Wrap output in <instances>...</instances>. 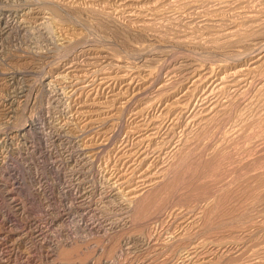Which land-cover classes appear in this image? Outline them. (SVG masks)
Segmentation results:
<instances>
[{
  "label": "rangeland",
  "instance_id": "1",
  "mask_svg": "<svg viewBox=\"0 0 264 264\" xmlns=\"http://www.w3.org/2000/svg\"><path fill=\"white\" fill-rule=\"evenodd\" d=\"M24 1L25 0H0V6H3L0 8V10L6 7L8 4L9 7H12L14 5V7L16 8L18 6H23L24 8H26L25 12L27 11L28 13L26 21H28L29 24L27 23V25L30 28H28L29 32L25 35L13 34L9 37H5L6 39L4 38V42L0 47V116H2V119L0 117V131L2 132H0L2 136L0 137V168H3L2 171H5L6 169H8L9 171H15V176L18 179L20 178L19 180L21 182L23 181L22 185L24 188V192H27L25 196L29 199H32L34 201L33 204L35 203L34 207L40 210H43L44 208L46 209L47 205H52L54 207L56 206V209H62V206L64 207L65 204L68 205L69 202L70 204L73 203L74 205V200L76 202L75 196L78 195L77 187H79L81 189L80 191L82 192H84V190L88 192V199L91 200L87 199L89 202L86 201L87 205H82V207L80 208L81 210H79L78 214H73L74 216L72 215L71 218L67 217V219L63 217L60 218L58 224L59 226L57 225L56 227L58 228L56 230L59 233L56 231V234L54 233L57 243L60 246L59 249L61 248L63 251L66 249L67 251H72V256L74 257L73 261L77 260V262L80 260V262H88L92 260L96 261L97 259L99 260L98 262L104 260L107 261V259L110 262V259L114 260L115 258V260H112L111 262H114L116 264H176L175 261H177L176 259L178 251L174 249L176 246H172L173 239L171 238V235H173L172 237H174L175 234V236L179 234L181 235L187 230L188 234L190 232V234L194 233L196 236L194 237L195 240H193V242H188L191 243L190 247L189 244L184 245L186 246V248L192 249L199 243H203L205 245L198 250L201 252H197L198 254L196 253L191 256L192 258L190 259L191 262H189V264H212L205 263L204 260L207 259H209V261H211L212 259L213 261H215V263L219 262L220 264L224 263V259L227 264H264V180H262L263 178L257 177L255 179H250L249 181L242 182V180L245 179L248 171L254 172L259 169L260 161L258 162V158L256 159V157H258V154H264V59H262L264 58V0H199L201 3L198 2V0H57L59 2L61 1L64 6H69L70 4H72L71 6H73L74 4L78 5L77 7L81 8V13L85 11L84 13H82V16H78L74 13H65L61 18L66 19L64 21L65 23H56V21L53 22L52 20L48 21L47 18H52V16L49 15L51 14V12L48 9H43L44 7H40L42 5L41 2H37L36 0L35 2L34 0H28L31 2H28L27 0L25 2ZM32 1L34 2V4H31L33 3ZM76 5L74 7H76ZM39 7L43 10H41ZM85 8H88V11H94L95 15L97 14L96 16L100 17L97 18L92 13V11L88 12ZM202 21H204L203 24H201ZM205 24L208 26H206ZM44 25L46 26L47 31L45 30ZM211 25L212 27L210 28ZM116 26L117 28H115ZM231 32L233 33L230 34ZM226 35H229L230 38H225ZM70 39L78 40L76 41V45H74L76 47L74 48L73 52L71 50V53L75 55L72 58H75L74 62L78 65V71L76 69L67 70L66 68L62 69V67H60L59 71L56 70V73L52 72L54 71V66H56L58 63V57L53 60L54 62L52 60L49 61L50 63L42 60L43 58H41V60L39 61L40 57H38V55H43L48 51L50 53V51L55 50V48H60L63 50V46L66 44V42L68 43ZM218 40H220V43ZM219 46L222 47L220 48ZM81 49H88L90 51L85 54H80ZM254 51H257L258 55L255 57V59H252L251 56ZM39 52L42 53L40 54ZM97 53L98 55L101 54V57L102 55L104 56L105 53H107L106 55H108L110 59H97L98 61L94 63L97 67L93 65L94 69L92 67H84L87 62H91L89 56L92 58L93 56H95L97 58ZM243 56L247 57L245 58ZM19 57L22 59H19ZM28 57L29 59H27ZM85 57L90 60L87 61L88 59H86ZM139 57L143 61L142 64L144 63V68L135 65V63L133 62L136 61V59ZM186 57L196 58L202 61L204 64L206 63V66L204 65L205 70L203 71L204 73L202 72V77H205L204 75H207L208 78L210 77L209 79L207 78V76L206 78H203L206 79L207 84L210 83V81L208 80L214 79V76L216 74L219 75L226 69H228V72H234L237 69L244 68L249 70L250 68L256 66H259L257 68L258 71L256 70L255 72H253V74L250 73V76L256 79H253V81H257V79H259L260 82L258 81L259 84L257 83V85L254 86V88H256L255 90L254 88L250 89L251 92H249L248 100L244 103H248L249 101L251 102L246 104V106L245 104H243V102L240 104V102H235L231 99L233 101V105L230 106L231 108L229 107V114L231 115V117L228 120H226V118L224 119V117L221 115L216 119L217 122L215 121L214 124L208 127V133H203L204 135L200 132V130H198V128L193 127L192 134L189 138L192 140L191 143L193 145H190V147L185 149L179 156L178 161L181 160L183 156L182 159L186 158L188 162L189 160H191L190 163L192 164L194 162V165H201L204 163L210 164V162L212 161L215 162L220 160H222V162L220 161L221 163H224L225 161L226 164H223V167L221 166L222 169L225 170H220V172L223 174H220L221 176L218 174V180H220L219 178H221V180H216V182L212 181L210 182L211 185L207 187L212 188V185L214 183L216 184L219 182L220 184H216L213 187L212 191L214 192V194L217 193L216 190L222 193L218 192L219 194L216 196L212 195V192L210 196L211 198L205 196V198H201V200L197 197L196 199L194 197L191 198V196H193L189 194V192L193 191L191 190V184L195 183H188V181L183 182V185L180 186L181 190L183 189V191L172 194L173 196L169 197V200L171 202H169L168 200L166 203L167 205L163 208V210L166 209L165 211H168L169 209H178L179 213H183L185 211L182 214L184 216L180 214L177 217L178 220L174 219L172 222H168L167 225L165 223L164 225L162 224V227H158V234L162 232L159 234V241H156L157 243H151V247L145 246L144 242H148L149 239L146 240L148 237L146 236L145 230H143L144 228H141L140 226H137V228H135V224H133L132 227L110 230V226L109 224H107L111 221L114 224L119 225L124 223V221H121V217L123 215L120 213V208L122 209V207L126 205V198L132 197V191L133 189H135L134 187L129 188V186H124L122 184L124 180L118 181V184L116 180V175H118L119 173L124 174L125 172H127V174L125 173L124 176H131L130 169L134 168V166H132L133 163L129 165V163L127 162L128 160L125 158V150L122 146L123 143H126L127 140V143L131 145V143L134 144L137 141V136L134 137L133 134L127 133L130 131L129 128L128 130L123 129L122 127V130L121 126H126L128 124L129 126L131 125V128H133L136 126V122H139L137 123V126H139L140 124H142L145 118H147L148 114V117H150L146 119L147 121L150 119H154L155 117L153 118L150 112H147L149 106L153 105V103L154 105H156L160 101L162 103L163 100L166 101L169 96L171 97L173 93H177L180 89H182L183 85L185 87L186 84H184L185 79L183 74L175 77L174 81L171 79V83H175H172L171 85V83L169 82L166 87L162 88L163 90L160 88L161 91H159V87L157 89H153L152 87L149 88L147 87V85L145 86V83L148 84V82H150L149 80H155L154 77H157V79L162 77V80H166V74L163 72L164 70H162L163 67L169 64H174L177 66L180 65L179 63L183 64L184 58ZM35 59H37L38 61H36ZM161 59L163 60V62ZM154 60L157 63H155ZM148 61L152 64H150ZM159 61L162 62L161 68ZM229 61H231L232 63ZM256 61H258V63L253 66V63ZM92 62H94V60H92ZM223 62L225 63L222 64ZM81 63L83 65H81ZM145 63L149 64L146 65ZM226 63H230L231 66L229 67V64L227 65ZM218 65H221V68L220 66L217 68L216 66ZM135 66L137 67V69L135 68L137 71L133 70L136 73L135 76L137 78H140L138 76H142L143 80L138 79L142 81L140 86H138L141 89L139 90L137 88L134 93L132 90H128L124 84L115 83L117 87H112L113 89L109 88V85H100L101 82L99 78L95 77L94 75V71H96V69H104V72L107 71V73H113V76H120L124 74L125 71H131V69ZM145 66H148L149 68H145ZM151 68H156L154 72L156 71L157 74L160 73L162 75L159 77L160 74H154L156 76L152 75V77H154L148 79V74L150 73ZM138 69L140 70L138 71ZM142 69H144L145 71ZM206 71L210 72L208 73ZM209 74H213V76ZM83 75L87 78H85ZM12 77H14V80H12ZM81 77L83 79L89 78V80L91 79L90 81H95L96 84H99L97 87L98 91L95 92V94L93 92H91L92 94H90L89 96L88 94H83L81 95V97L79 96V99L78 96L76 97L74 95L75 93L73 89L74 82L76 83L77 78L79 81L82 80ZM46 78H48L47 81L51 82V85L44 84L43 81ZM144 78L145 80L147 78V80L145 81ZM178 82L180 83L181 87L179 86ZM175 84L178 85L176 86ZM169 85L170 88H168ZM21 88L25 89L27 96L18 99L16 98L17 102H15L14 108H17V112L15 109V112L12 113V118L11 116L7 117L6 113L9 110V105H7V102L11 97H14L17 94L16 92H19ZM99 88H101V90ZM166 88H168V90L170 91L169 95ZM164 89L167 90V93ZM131 92L134 95L136 92H138L136 93L137 96L132 98L133 95H131ZM159 96L162 97H160L162 100L158 98ZM225 96H227L228 98H233L235 95L233 94V92L232 94H230V92L228 91ZM34 98L36 100H34ZM129 99L130 104L133 101L131 105H127L125 103ZM26 100H29V102L26 103ZM226 100L227 99H225V101ZM222 101H224V99ZM236 103H238L237 106ZM142 108L145 109L143 110ZM133 110L136 113L145 111L144 114L142 113L143 116L139 121L135 119L136 113ZM117 111L124 112L123 118L117 119L116 117L114 118V120L116 119V125H113L111 123L113 127L111 124H109L104 126L105 129L99 130L101 128V123H109V121L112 122L108 119H111L112 115H115ZM97 119L103 120L97 121ZM94 120L97 123L100 122V124L95 123ZM27 121L32 122L34 128L30 129V131H28L24 137H15L14 134V137L13 135L10 136L11 138L13 137V139L9 140L10 138L7 139L6 134H3L11 130L20 129L21 126H23V124ZM88 121H92V127L89 126V128H94L96 124L100 125L98 134L96 132V135L94 136L95 142H93L94 140L91 139L92 136H89V134L87 133L88 126L86 125V123ZM106 130L108 132L105 134ZM54 133H61V136H63L61 137V141H52L51 136ZM126 133L129 135H126ZM132 135L133 137H131ZM100 136L103 137L101 138ZM130 137L132 139H130ZM162 138H159V140L155 141L154 144L156 145L157 143L156 148L159 147V149H163L164 154H161L163 156H160V160L157 161V156H155V158L151 157V160L147 161L144 166L139 168L136 176L134 177L132 175V178L139 177L143 174L142 172L146 171H149V175L150 173L151 175H153V173L155 174L163 169L164 165H169L170 167V165L172 164L171 166H173L174 161H176V157L173 156L169 159L168 157H166L168 156V154L165 153L170 151L167 150L168 143L166 142V140L168 139L164 137ZM89 139H91V142ZM162 140H165L164 142L167 144L163 143ZM158 141L160 144L158 143ZM54 143L56 145L53 146ZM161 143L164 144L163 148H161L163 146ZM95 144L97 146L98 144H100V146H98V148H93L92 145ZM67 148L69 151L67 150ZM74 151H76V154L78 152L79 153L77 155L73 154L75 153ZM66 152H69V156L71 155V158ZM80 152H82V154H80ZM59 153H62V155ZM219 153H222V155ZM189 154L192 155L190 156ZM68 157L70 159H67ZM163 157L165 159H162ZM187 160L185 162H187ZM163 162L167 163L164 164ZM148 165L149 167H147ZM162 165L163 167H161ZM185 165H187V163ZM175 166H177V164ZM255 166L258 167L256 168ZM77 167L79 170L77 169ZM71 169L75 170V172L80 173V171H82L81 173H85V177H83V179H87H84L83 181H86H76L72 177L71 172L73 170ZM142 169H144L145 171ZM174 171L176 172V174L182 173L180 169H176L173 167L172 172L175 173ZM241 175H244L243 178ZM223 177L225 178L224 180ZM229 178L233 179L231 180ZM234 179L235 181H240L230 184V180L232 182L234 181ZM87 181H89V183ZM187 183L188 186H186ZM224 183H229L227 185L228 187L225 186ZM193 186L195 187V185ZM186 187H189V189L187 190ZM90 189L91 191L93 190L92 193H90L91 191H88ZM116 192L119 193L113 194ZM186 192L188 193V195ZM203 193L204 191L201 194ZM184 195L187 196L185 197ZM215 197L217 198V200L220 198V202H218L219 205L218 203H216L217 205L214 204V206H216L212 207V209L214 208L213 210L210 209L207 214L202 213V206H206L207 203L213 200ZM173 203L174 206L172 205ZM83 206L85 209L83 208ZM200 206L201 208L199 209L198 207ZM57 210L59 211V209ZM194 210H196V212ZM190 211H194V213H191ZM210 212L212 213L210 214ZM185 213H189L187 214L189 218H187ZM207 215L209 216V218ZM206 216L207 219H205ZM152 218L153 219L150 222H152L154 225L157 220L155 217ZM207 220L209 222H207ZM85 222L88 223V230L82 229ZM203 222L204 224H202ZM213 226L215 227V229ZM210 227L212 229H210ZM165 230H167L166 233ZM211 230H215V232ZM87 231H89L90 233H88ZM129 237L130 239L128 240ZM223 240L225 241V243H234V247L232 249L233 252H231V254L226 258H220L219 260L214 259V252L210 247H212L213 245H217L218 242L221 243V241L223 242L221 244H224ZM120 241L130 242L133 246L131 244L129 246H132L133 249L132 247H130L131 249H129L128 246H126V248L128 247L127 249L129 250H127L125 247L121 248V244L123 243H121ZM220 243L218 245H220ZM169 246L170 248H167ZM90 247L92 248L90 249ZM124 248L125 250H122ZM75 249L80 251V253H77V250ZM242 250H245L244 255H242ZM63 251L60 252L63 253ZM208 254L213 256L209 257ZM236 254H239V257H237ZM86 256L88 257V259ZM231 257L237 258H234V260L230 259Z\"/></svg>",
  "mask_w": 264,
  "mask_h": 264
},
{
  "label": "bare ground",
  "instance_id": "2",
  "mask_svg": "<svg viewBox=\"0 0 264 264\" xmlns=\"http://www.w3.org/2000/svg\"><path fill=\"white\" fill-rule=\"evenodd\" d=\"M26 1V0H25ZM24 1V2H25ZM28 1V0H27ZM37 2H41V6L40 7H44L43 9H48L51 14H49L50 16H52V18H47L48 21L52 20L53 22L56 21V23L58 22H64L66 19H61L65 13H74L78 16H82V12L81 13V8L80 7H77L78 5L74 4L73 6H71L72 4H70L69 6H64L61 1H57V0H36ZM173 1V0H172ZM194 1V0H193ZM28 2H31V1H28ZM33 2V1H32ZM35 2V0H34ZM31 3V4H34ZM66 2V1H65ZM75 2V1H74ZM198 2H200L198 0ZM8 3V2H7ZM6 3V4H7ZM68 3V2H67ZM201 3V2H200ZM14 4V3H13ZM37 4V3H36ZM195 4V3H194ZM9 5V4H8ZM7 5V6H8ZM19 5V4H18ZM23 5V4H22ZM67 5V4H66ZM76 5V7H74ZM82 5V4H81ZM91 5V4H90ZM4 7L3 9L0 10V47L2 46L3 42H4V38L5 37H9L13 34H17V35H22V34H27L29 31V26L27 25L28 21H26V18H27V11L25 12V9L23 6H18L17 8L14 7V5L12 7ZM16 6V5H15ZM27 6V5H26ZM39 6V5H38ZM207 6V5H206ZM3 7L2 5L0 6V8ZM30 7V6H29ZM37 7V6H36ZM39 7V8H40ZM83 7V6H82ZM41 9V8H40ZM41 9V10H43ZM83 9V8H82ZM86 9V8H85ZM88 9V8H87ZM86 9V10H87ZM91 9V8H89ZM93 9V8H92ZM184 9V8H183ZM215 9V8H214ZM33 10V9H32ZM88 11V10H87ZM92 11V10H90ZM88 11V12H90ZM210 11V10H209ZM86 12V13H88ZM96 12V10H95ZM92 13L95 15L94 11H92ZM104 13V12H103ZM92 14V15H93ZM48 15V14H47ZM97 15V14H96ZM95 15V16H96ZM98 15H101V14H98ZM222 15V14H221ZM97 18H99L100 16H96ZM144 17V16H143ZM194 17V16H193ZM88 18V16H87ZM104 18V17H102ZM101 18V20H102ZM69 19V18H68ZM76 19V18H75ZM96 19V18H95ZM71 20V19H70ZM206 20V19H205ZM76 21V20H75ZM90 21V20H89ZM105 21V20H104ZM67 22V21H66ZM69 22V21H68ZM94 22V21H93ZM201 22V21H200ZM43 23V22H42ZM50 23V22H49ZM65 23V22H64ZM82 23V22H81ZM204 21H202L201 24H203ZM29 24V23H28ZM48 24V23H47ZM73 24V23H72ZM98 24V23H97ZM42 25V24H41ZM79 25V24H78ZM77 25V26H78ZM99 25V24H98ZM115 25V24H114ZM147 25V24H146ZM200 25V24H199ZM206 25V24H205ZM80 26V25H79ZM82 26V24H81ZM87 26V25H86ZM106 26V25H105ZM134 26V25H133ZM145 26V25H144ZM208 26V25H206ZM214 26V25H213ZM216 26V25H215ZM90 27V26H89ZM203 27V25H202ZM212 27V25L210 26V28ZM219 27V26H218ZM29 28V29H28ZM44 28L46 30V26L44 25ZM47 28H48V25H47ZM52 28V27H51ZM117 28V26L115 27ZM137 28V27H136ZM209 29V28H208ZM215 29V28H214ZM87 30V29H86ZM92 30V29H91ZM134 30V29H133ZM143 30V29H142ZM147 30V29H146ZM47 31V30H46ZM89 31V30H88ZM144 31V30H143ZM214 31V30H213ZM91 32V31H90ZM117 33V32H116ZM124 33V32H122ZM233 32H231L230 34H232ZM264 33V32H263ZM125 35V34H123ZM258 35V34H257ZM73 36V35H72ZM121 36V35H120ZM90 37V36H89ZM129 37V36H128ZM201 37V36H200ZM223 37H224V34H223ZM226 37H229L230 36L226 35ZM237 37V36H236ZM79 38V37H78ZM205 38V37H204ZM232 38V37H231ZM6 39V38H5ZM81 39V38H80ZM123 39V38H122ZM153 39V38H151ZM71 40V42H70ZM68 41V43L66 42V44L61 47L63 48L60 49V48H55V50L53 51H49L46 53H44L43 55H38V57H40L39 61L41 60V58H43L42 60H44L45 62L47 63H50L49 61H53L55 58H57V65L54 66L55 68L53 69L54 71L52 72H55L56 73V70L59 71V68L62 67L63 68H66L67 70H73V69H76L78 71V65L75 64L74 62V59L72 57H74L75 55H73L71 53V50L73 52L74 48L76 46V41H78L77 39H70ZM127 40V39H126ZM222 40V39H221ZM190 41V40H189ZM217 41V40H216ZM219 43H220V40H218ZM232 41V40H231ZM80 42V41H79ZM130 42V41H129ZM182 42V41H181ZM214 42V41H213ZM225 42V41H224ZM198 43V42H197ZM218 43V42H217ZM196 44V43H195ZM193 45V44H192ZM203 45V44H202ZM88 46V45H87ZM107 46V45H106ZM231 46V45H229ZM79 47V46H78ZM205 47V46H204ZM218 47V46H217ZM220 47V46H219ZM222 47V46H221ZM220 47V48H221ZM107 48V47H106ZM198 48V47H197ZM226 48V47H225ZM77 49V48H76ZM228 49V48H227ZM149 50V49H148ZM255 50V49H254ZM259 50V49H258ZM88 49H81L80 50V54H85L87 53ZM94 51V50H93ZM253 51V50H251ZM260 51V50H259ZM98 52V51H97ZM104 52V51H102ZM109 52V51H108ZM223 52V51H221ZM40 54L42 52H39ZM75 53V52H74ZM114 53V51H113ZM252 53V52H251ZM255 53V54H254ZM26 54V53H25ZM59 54V55H58ZM79 54V55H80ZM107 53H105V55L101 57V54L98 55L97 53V58L95 56L90 57L89 58L91 59H88L87 61H91V62H87L84 67H94L93 65H95L94 63L98 60H103L104 59H110L108 55H106ZM109 54V53H108ZM239 54V53H238ZM91 55V54H90ZM112 55V54H110ZM223 55V54H222ZM257 51L253 52L252 54V59H255V57L257 56ZM34 56V55H33ZM36 56V55H35ZM122 56V55H121ZM150 56V54H149ZM160 56V55H159ZM225 56V55H224ZM241 56V55H240ZM248 56V55H247ZM247 56H243V57H247ZM17 57V56H16ZM79 57V56H77ZM84 57V56H83ZM88 57V56H87ZM152 57V56H151ZM162 57V56H161ZM185 57V56H184ZM250 57V56H249ZM18 58V57H17ZM35 58V57H33ZM81 58V57H80ZM112 58V57H111ZM183 58V57H182ZM19 59H22L19 57ZM29 59V57L27 58ZM98 59V60H97ZM237 59V58H236ZM264 59V58H262ZM34 60V59H33ZM36 61H38L37 59H35ZM59 60V61H58ZM92 60H94V62H92ZM162 60V59H161ZM169 60V59H168ZM172 60V59H171ZM223 60V59H222ZM228 60V59H227ZM240 60V59H239ZM250 60V59H249ZM78 61V60H77ZM85 61V60H84ZM146 61V60H145ZM166 61V60H165ZM183 61V60H182ZM180 61V62H182ZM224 61V60H223ZM233 61V60H232ZM259 61V60H258ZM258 61L254 62L253 63V66H255V64L258 63ZM44 62V64H45ZM54 62V61H53ZM119 62V61H118ZM126 62V61H125ZM135 63V65H138L139 67H143V64H142V59L137 58L136 61H133ZM132 62V63H133ZM149 62V61H148ZM155 63H157L155 60H154ZM160 62V68H161V61ZM202 61L196 59V58H192V57H186L184 58V61H183V64L179 63L180 65H172V64H169L165 67H163L162 70H164L163 72L166 74L165 78H167L166 80H162L161 78L157 79V77H154L156 75L154 74H157L156 71L154 72V70L156 68H151L150 69V73L148 74V79H150L152 77V75H154L153 77L155 78L151 80H149L150 82H148V84L145 83V86L147 85V87L149 88H153V89H157L159 87V89L161 88H164L166 87L169 82L171 83V79L174 81V78L175 77H178L180 75H184V79H185V87L183 85V88L180 89L177 93H173V95L168 99H166V101H161L159 103H157L156 105H151L149 106V108L147 109V112L153 116L154 119H150V120H146L148 117L147 115V118H145V120L142 122V124H140L139 126H137V123L139 122H136V126L131 128L128 124L125 126V125H122L121 126V129L123 127V129H130L129 134H133L134 137L137 136V141L132 144L131 141V145H129L127 143V140H126V143L124 142L123 143V149L125 150V158L128 160L127 162L129 163V165L131 163L132 166H134V168L130 169V172L131 173V176H124V174L127 172H125L124 174H121L119 173L118 175H116V180H117V184H118V181L120 180H124L122 182V184L124 186H129V188L131 187H134L135 189H133V195L132 197H127V202H126V205H124V207H122V209L120 208L121 210V214L123 215L121 217V221H124L123 224H114L112 221L107 223L109 224L110 226V230H114V229H117V228H121V229H124V228H128V227H132L133 224H135V228H137V226L141 227V228H144L143 230H145L146 232V236L148 237L146 240H148V242H144L145 246H150L151 243L153 242H158L159 240V234L162 233L160 232L158 234L157 231H159L158 227H162V224L164 225L168 222H172L174 219H177V217L183 213H179L178 209H169L168 211H165L163 210V208L167 205V201L169 200V197L170 196H173L172 194L174 193H177L179 191H183V189L181 190V187L183 185V182L185 181H188V183H195V184H191L192 185V188L191 192H189V194L193 195H189L192 197H194L196 199V197L198 199L201 200V198H205L206 197H210L211 194H212V189L213 187L218 184V183H212L213 187L212 188H207L210 184V182L212 181H215L218 180V174H223L220 172V170L222 169L223 167V164H226L225 161L224 163H221L222 160L220 161H212L210 162V164L208 163H204V164H201V165H194V162L191 164L189 160L185 158V159H182L178 161L179 159V156L180 154H182V152L189 148L190 145H193L191 143V139L190 136L192 134V129L193 127H196L198 128V130H200V132L203 134V133H208V127L212 124L215 123L216 119L218 117H220L221 115L224 117V119L226 118V120H228L231 115L229 114V107L233 105V101L234 100L235 102H240V104L243 102V104H248L250 103L251 101H249L248 103H244L245 101L248 100V96H249V92H251L250 89L254 88V86L257 85L259 79H257V81H253L254 78H252V76H250L251 74H253V72H255L257 70V68L259 66H256V67H253V68H250L249 70L247 69H237L235 70L234 72H228V69H226L225 71H222L219 75H215L214 79H211V80H208L210 81L209 84L206 83V79H203V78H206L207 75H204L205 77H202V72L205 70V67L203 62V64L201 63ZM226 62V61H225ZM225 62H223L222 64H224ZM228 62V61H227ZM231 62V61H229ZM260 62V61H259ZM263 62V61H262ZM41 63V62H40ZM80 63V61H79ZM84 63V62H83ZM103 63V62H102ZM150 63V62H149ZM148 63V64H149ZM170 63V62H169ZM232 63V62H231ZM24 64V63H23ZM97 64V63H96ZM101 64V63H100ZM146 64V63H145ZM146 64V65H148ZM152 64V63H150ZM168 64V63H167ZM217 64V63H216ZM221 64V63H220ZM229 67L231 66L230 63H226ZM81 65H83L81 63ZM98 65V64H97ZM117 65V64H116ZM119 65V64H118ZM35 66V65H34ZM96 66V65H95ZM99 66V65H98ZM151 66V65H150ZM177 66V67H176ZM206 66V65H205ZM208 66V65H207ZM220 66L221 68V65H218L216 66L217 68ZM226 66V65H225ZM97 67V66H96ZM105 67V66H104ZM121 67H124V66H121ZM148 66H145V68H147ZM155 67V66H154ZM90 68V69H92ZM106 68V67H105ZM128 68V67H127ZM137 67H133L131 69V71L127 72L125 71L124 74L120 75V76H113L112 74L110 73H107L104 72L105 70L104 69H101V70H97L96 68V71H94V75L95 77L99 78L100 80V85L103 84V85H109L108 87L109 88H114L116 85L115 83H118V84H124L125 87L128 89V90H132L133 93L136 91V89L138 88L139 90L141 89L140 87V84L142 83V81H140L142 79V76H138L140 78H137L135 75L136 73L134 72ZM144 68V67H143ZM149 68V67H148ZM158 68V67H157ZM215 68V67H214ZM226 68V67H224ZM232 68V67H231ZM34 69V68H33ZM94 69V68H93ZM209 69V68H208ZM207 69V70H208ZM216 69V68H215ZM230 69V68H229ZM235 69V68H233ZM81 70V69H80ZM85 70V69H84ZM117 70V69H116ZM126 70V69H125ZM130 70V69H129ZM134 70V71H133ZM140 69H138L139 71ZM144 70V69H142ZM210 70H211V67H210ZM64 71V70H63ZM87 71V70H86ZM121 71V70H120ZM137 71V70H136ZM145 71V70H144ZM258 71V70H257ZM75 72V70H74ZM80 72V71H79ZM141 72V71H140ZM206 72H210V71H206ZM212 72V71H211ZM217 72V71H216ZM60 73V72H59ZM67 73V72H66ZM88 73V72H87ZM143 73V72H142ZM204 73V72H203ZM213 73V72H212ZM251 73V74H250ZM61 74V73H60ZM91 74H92V71H91ZM160 73H158L157 75H159ZM6 75V74H5ZM88 75V74H87ZM162 74L159 75V77L161 76ZM211 75V74H209ZM84 76V75H83ZM145 76V75H144ZM213 76V74L211 75ZM44 77V76H43ZM85 78H87L86 76H84ZM92 77V76H91ZM152 77V78H153ZM8 78V77H7ZM82 78V77H81ZM84 78V79H85ZM208 78V76H207ZM210 78V77H209ZM208 78V79H209ZM17 79V78H16ZM76 79V78H75ZM82 78V80H78L77 78V81L76 83L74 82V95L77 97H81V95L83 94H88V96L90 94H92L91 92H93L95 94V92L98 91V84H96L95 81H90L89 78L88 79H85L84 80ZM94 79V78H93ZM92 79V80H93ZM140 79V80H138ZM157 79V80H156ZM261 79V78H260ZM263 79V78H262ZM10 80V79H9ZM12 80H14V77H12ZM48 78H46L43 82L44 84L46 85H49L51 82L50 81H47ZM143 80V79H142ZM145 80V78H144ZM147 80V78H146ZM145 80V81H146ZM256 80V79H254ZM8 81V80H7ZM144 81V82H145ZM184 81V80H183ZM71 82V81H70ZM177 82V81H176ZM181 82V81H180ZM255 82V83H254ZM260 82V81H259ZM173 83V82H172ZM171 83V85H172ZM175 83V82H174ZM173 83V84H174ZM179 83V82H178ZM71 84V83H70ZM259 84V83H258ZM13 85V84H12ZM51 85V84H50ZM114 85V86H113ZM144 85V84H143ZM176 85V84H175ZM178 85V84H177ZM176 85V86H177ZM1 86V85H0ZM123 86V85H122ZM179 86H180V83H179ZM72 87V86H71ZM106 87V86H104ZM117 87V86H116ZM172 87V86H171ZM175 87V86H174ZM181 87V86H180ZM264 87V86H263ZM33 88V87H32ZM73 88V87H72ZM97 88V89H96ZM112 88V89H113ZM170 88V85L169 87ZM168 88H166L168 90ZM101 90V88H99ZM105 89V88H104ZM108 89V88H107ZM158 89V90H159ZM161 89L159 91H161ZM172 89V88H171ZM175 89V88H174ZM256 88H254L255 90ZM99 90V92H100ZM163 90V89H162ZM165 90V89H164ZM165 90V92L167 91ZM178 90V88H177ZM253 90V91H254ZM105 91V90H104ZM114 91V90H113ZM142 91V90H141ZM230 92V94H233L235 95L233 98H228L226 95L227 92ZM130 92V91H129ZM146 92V91H145ZM170 91L168 90V95L170 94L169 93ZM175 92V90H174ZM17 94L14 96V97H11L8 102H7V105H9V110L8 112L6 113V116L7 117H10L12 118V113L15 112V109H16V112H17V108H14V105H15V102L16 101V98H23V97H26L27 94H26V91L25 89H22L19 91V92H16ZM103 93V92H102ZM138 93V92H136ZM135 93L132 94L131 92V95H133L132 98L136 97L137 94ZM164 93V91H163ZM167 93V92H166ZM172 93V92H171ZM30 94V93H29ZM28 94V95H29ZM99 94V93H98ZM229 94V93H228ZM227 94V95H228ZM256 94V93H255ZM57 95V94H56ZM116 95V94H115ZM122 95V94H121ZM159 95V94H158ZM161 95V93H160ZM163 95V94H162ZM166 95V94H165ZM164 95V96H165ZM96 96V95H95ZM99 96V95H98ZM73 97V95H72ZM79 97V99H80ZM122 97V96H121ZM161 96H159L158 98H160ZM223 97V98H222ZM231 97V96H229ZM251 97V96H250ZM249 97V98H250ZM95 98V97H94ZM131 98V99H132ZM162 98V97H161ZM160 98V99H161ZM27 99V98H25ZM29 99V97H28ZM31 99V98H30ZM53 99V98H52ZM78 99V98H77ZM159 99V100H160ZM164 99V98H163ZM224 99V101H222ZM225 99H227L225 101ZM229 99V100H228ZM232 99V100H231ZM34 100H36L34 98ZM162 100V99H161ZM53 101V100H51ZM110 101V100H109ZM155 101V100H154ZM26 103L29 102V100L25 101ZM80 102V101H79ZM54 103V102H53ZM104 103V102H103ZM127 105L130 104V99L127 100L125 102ZM133 103V101H132ZM131 103V104H132ZM30 104V103H29ZM130 104V105H131ZM238 103H236V106H237ZM239 104V105H240ZM1 105V104H0ZM28 105V104H27ZM26 105V106H27ZM86 105V103H85ZM95 105V104H94ZM32 106V105H31ZM126 106V105H124ZM244 106V107H245ZM1 107V106H0ZM147 108V107H145ZM144 108V109H145ZM231 108V107H230ZM235 108V107H234ZM19 109V108H18ZM143 109V108H142ZM143 109V110H144ZM112 110V109H111ZM141 110V108H140ZM150 110V111H149ZM104 111V110H103ZM134 111V110H133ZM139 111V110H138ZM102 112V111H101ZM135 112V111H134ZM133 112V113H134ZM145 112V111H144ZM144 112L140 111V112H135V119H137V121H139L141 119V117L143 116L142 113L144 114ZM153 112V114H152ZM80 113V112H79ZM85 113V112H84ZM131 113V112H130ZM89 114V113H88ZM133 114V116H134ZM5 115V114H4ZM123 115H124V112L122 111H117V113L115 115H112L111 119L109 118H106L108 120H111L112 122L109 121L108 122H103L101 123V128L99 129V126L100 125H97L98 123L100 124V122H94L97 123L94 128H89V126H91L92 124V121H88L86 123V125L88 126V134L89 136H92L91 139L94 140L93 142H95V138L94 136L96 135V132L98 134V129L99 130H102V129H105V125H109V124H113V125H116L115 123V120L114 118L117 117V119L119 118H123ZM156 115V116H155ZM17 116V115H16ZM131 116V115H130ZM1 119H2V116H0ZM4 117V116H3ZM132 117V116H131ZM146 117V116H145ZM234 117V116H233ZM152 118V117H151ZM134 119V120H135ZM144 119V118H143ZM99 119H97L98 121ZM103 119H100L99 121H101ZM114 120V121H113ZM231 120V119H230ZM107 121V120H105ZM93 122V124H94ZM141 122V121H140ZM217 122V121H216ZM225 122V121H224ZM127 123V122H126ZM144 123V124H143ZM111 124V125H112ZM224 124V123H223ZM85 125V126H86ZM110 125V126H111ZM112 125V127H113ZM135 125V123H134ZM222 125V124H221ZM2 126V125H1ZM215 126V125H214ZM226 126V125H225ZM92 127V126H91ZM224 127V126H223ZM6 128V127H5ZM33 123L32 122H25L23 124V126H21L20 129L18 130H11L9 132H6V133H3L4 135L6 134L7 136V139L11 140L13 139L14 137V134H15V137H24L26 135V133L28 131H30V129H33ZM111 128V127H110ZM122 129V130H123ZM128 129V130H129ZM219 129V128H218ZM4 130V128H3ZM2 130V131H3ZM8 130V129H7ZM228 130V129H227ZM112 131H113V128H112ZM1 132V131H0ZM5 132V131H4ZM108 131L106 130L105 131V134L107 133ZM121 132V131H120ZM2 133V132H1ZM1 133H0V137L1 136ZM103 133V132H102ZM126 135H129L127 134ZM222 133V132H221ZM65 134V133H64ZM225 134V133H224ZM13 135V137L11 138L10 136ZM63 135V134H62ZM109 135V134H108ZM133 135L131 137H133ZM204 135V134H203ZM206 135V134H205ZM238 135V134H237ZM261 135V134H260ZM106 136V135H105ZM199 136V135H198ZM50 137V136H49ZM52 141L54 142H59L61 141V133H54L52 136ZM99 137V136H98ZM101 137V136H100ZM103 137V136H102ZM101 137V138H102ZM130 137V139H132ZM166 138L168 140H166V142L168 143V149L167 150H170L168 151L167 153L165 154H168V159L170 157H173L175 156L176 157V161H174L173 163V166L170 165H167L163 167V165L161 167H163V169H161L159 172L157 173H153V175H149V171H146V172H142L143 174L139 177H136V178H132V175L135 177L136 176V173L138 171L139 168H141L142 166H144L147 161L151 160L150 158L151 157H154L157 156L156 158V161L157 160H160V156H163L161 155L163 153V149H159L156 148L157 146V143L156 145L154 144L155 141L159 140V138ZM200 137V136H199ZM107 138V137H106ZM91 139L90 142H91ZM127 139V138H126ZM129 139V140H130ZM163 139V138H162ZM197 139V138H196ZM222 139V138H221ZM97 140V139H96ZM105 140V138H104ZM103 140V141H104ZM128 140V142H129ZM135 140V139H134ZM26 141V140H25ZM99 141V140H98ZM96 141V142H98ZM102 141V142H103ZM161 141V140H160ZM163 143H165L164 141L165 140H162ZM199 141V140H198ZM229 141V140H228ZM1 142V141H0ZM122 142V141H121ZM52 143V142H51ZM159 143V141H158ZM165 143V144H167ZM160 144V143H159ZM158 144V145H159ZM162 144V143H161ZM170 144V145H169ZM261 144V143H260ZM2 145V144H1ZM56 145L55 143L53 144V146ZM133 145V147H132ZM155 145V146H154ZM163 146L161 148L164 147V144H162ZM218 145V144H217ZM231 145V144H230ZM58 146V145H57ZM88 146V145H87ZM91 146V145H90ZM98 146H100V144H98ZM98 146L95 144V145H92L93 148H98ZM103 146V145H101ZM161 146V145H160ZM207 146V145H206ZM210 146V145H209ZM228 146V145H227ZM257 146V145H256ZM89 147V146H88ZM154 147V148H153ZM167 147V146H166ZM100 148V147H99ZM122 148V147H121ZM222 148V147H221ZM46 149V148H45ZM52 149V148H51ZM91 149V147H90ZM262 149V148H261ZM66 150V149H65ZM68 150V148H67ZM71 150V149H70ZM89 150V149H88ZM120 150V149H119ZM216 150V149H215ZM250 150V149H249ZM69 151V150H68ZM121 151V150H120ZM190 151V150H189ZM223 151V150H222ZM3 152V151H2ZM52 152V151H51ZM75 153L73 154H76V151H74ZM83 152V151H82ZM82 152H80V154H82ZM206 152V151H205ZM65 153V152H64ZM67 153V152H66ZM79 153V152H78ZM77 153V154H78ZM186 153V152H185ZM215 153V152H214ZM229 153V152H228ZM247 153V152H246ZM260 153V152H259ZM50 154V153H49ZM52 154V153H51ZM62 155V153H59ZM68 156H69V152L67 153ZM76 154V155H77ZM79 154V155H80ZM164 154V153H163ZM222 155V153H219ZM56 155V154H55ZM75 155V156H76ZM78 155V156H79ZM190 156L192 154H189ZM264 154H258V157H256V159L258 158V162L260 163V167L259 169H257V171H254V172H249L248 169H247V175L245 176V179L242 180L243 181H249L250 179H255V178H263L262 180H264ZM53 156V155H52ZM71 156V155H70ZM69 156V157H70ZM74 156V155H73ZM82 156V155H81ZM185 156V155H184ZM197 156V155H196ZM251 156V155H250ZM58 157V156H57ZM67 158V159H70V158ZM174 157V159H175ZM215 157V156H214ZM223 157V156H222ZM226 157V156H225ZM51 158V157H50ZM78 158V157H77ZM83 158V157H82ZM134 158H137V159H134ZM198 158V157H197ZM221 158V157H220ZM255 158V157H253ZM73 159V158H72ZM80 159V158H79ZM153 159V158H152ZM162 159H165L164 157ZM161 159V160H162ZM173 159V160H174ZM193 159V157H192ZM215 159V158H214ZM217 159V158H216ZM242 159V158H241ZM75 160V159H74ZM84 160V159H83ZM187 160V162H185ZM213 160V159H212ZM224 160V159H223ZM231 160V159H230ZM229 160V161H230ZM252 160V159H251ZM59 161V160H58ZM57 161V162H58ZM73 161V160H72ZM155 161V162H156ZM163 161V160H162ZM170 161V160H169ZM198 161V160H197ZM237 161V160H236ZM254 161V160H253ZM79 162V161H78ZM82 162V161H81ZM178 162V163H177ZM199 162V161H198ZM227 162V161H226ZM247 162V161H246ZM263 164H262V163ZM7 163V162H6ZM68 163V161H67ZM74 163V162H73ZM150 163H153V162H150ZM149 163V164H150ZM159 163V162H158ZM157 163V164H158ZM164 163V162H163ZM161 163V164H163ZM167 163V162H165ZM164 163V164H165ZM187 163V165H185ZM203 163V162H202ZM237 163V162H236ZM252 163V162H251ZM72 164V163H71ZM76 164V163H75ZM81 164V163H80ZM78 164V165H80ZM124 164V163H122ZM177 164V166H175ZM86 165V164H85ZM128 165V166H129ZM153 165V164H152ZM249 165V164H248ZM253 165V164H252ZM76 166V165H74ZM125 166V165H124ZM123 166V168H124ZM154 166V165H153ZM158 166V165H157ZM222 166V167H221ZM116 167V166H115ZM130 167V166H129ZM149 167V165L147 166ZM152 167V166H151ZM173 167L176 168V169H180V171H182V173L180 174H176L172 172L173 170ZM244 167V166H243ZM247 167V166H246ZM256 167V166H255ZM258 167V166H257ZM256 167V168H257ZM7 168V167H6ZM72 168V167H71ZM76 168V167H75ZM82 168V167H81ZM80 168V169H81ZM128 168V167H127ZM253 168V167H252ZM54 169V168H53ZM59 169V168H58ZM78 169V167H77ZM76 169V170H77ZM158 169V168H157ZM156 169V170H157ZM160 169V168H159ZM239 169H242V168H239ZM3 168H0V264H116L114 262H111L112 260L110 259V262L106 260L104 261H101V262H98L99 260L97 259L96 261H88V262H80L77 260L73 261V256H72V251H67L66 250H62L61 248L59 249V245L57 243V240H56V237H55V231L58 232L56 229L57 225L59 224V220L61 217L63 218H71L73 214H78L79 210H81L80 208L82 207V205H87L86 204V201L88 200H91V199H88L89 196L88 195V192L86 190H84V192L80 191L81 189L79 187H77V191H78V195L75 196V199H76V202L74 200V204H69L68 205H64V207L62 206V209L60 208H57L59 209V211L52 205H47L46 206V209L44 208L43 210H40L38 208H35L34 207V204H33V200L32 199H29L27 198L25 195L26 193L24 192V188H23V181L21 182L16 176H15V171H9L8 169H6L5 171H2ZM51 170V169H50ZM67 170V169H66ZM73 170V169H71ZM79 170V169H78ZM77 170V171H78ZM122 170V169H121ZM120 170V171H121ZM124 170V169H123ZM144 170V169H142ZM141 170V171H142ZM149 170V169H148ZM153 170V169H151ZM222 170H225V169H222ZM221 170V171H222ZM227 170H230V169H227ZM227 170H226V173H227ZM235 170V169H234ZM233 170V171H234ZM252 170V169H251ZM256 170V169H255ZM74 171V172H73ZM71 173H72V177L76 180V181H80L82 182L84 179H87V178H84V174L85 173H81L82 171L79 172H75V170H73ZM127 171V170H126ZM145 171V170H144ZM151 172V171H150ZM224 172V171H223ZM242 172V171H241ZM240 172V173H241ZM129 173V174H130ZM230 173V172H229ZM232 173V172H231ZM61 174V173H60ZM128 174V175H129ZM237 174V173H236ZM242 174V173H241ZM139 175V174H138ZM238 175V174H237ZM245 175V173H244ZM243 175V176H244ZM221 176V175H220ZM225 176V175H223ZM227 176V175H226ZM239 176V175H238ZM242 176V175H241ZM242 176V178H243ZM115 177V175H114ZM233 177V176H232ZM237 177V176H236ZM235 177V178H236ZM234 178V177H233ZM232 178V179H233ZM221 180V178H219ZM225 178L223 177V180ZM227 179V178H226ZM231 179V178H229ZM231 179V180H232ZM239 179V178H238ZM115 180V181H116ZM218 180V181H220ZM228 180V179H227ZM230 180V184H232L233 182L234 183H237V181H240V180H237L235 181H232L231 182ZM259 180V179H258ZM86 181V180H85ZM83 181V182H85ZM137 181V182H135ZM89 183V181H87ZM225 182H228V181H225ZM262 182V181H260ZM77 183V182H76ZM75 183V185H76ZM115 183V182H114ZM188 183L186 186H188ZM223 183V182H222ZM229 183H224L225 186H227ZM258 183V182H257ZM79 184V183H77ZM82 184V183H81ZM121 184V185H122ZM220 184V183H219ZM218 184V185H219ZM80 185V184H79ZM195 185V187L193 186ZM223 185V184H222ZM259 185V184H258ZM262 185V184H261ZM25 186V185H24ZM74 186V185H73ZM83 186V185H82ZM118 186V185H117ZM224 186V185H223ZM70 187V186H69ZM68 187V188H69ZM75 187V186H74ZM189 187H190V184H189ZM189 187L187 188V190L189 189ZM228 187V186H227ZM263 187V186H261ZM65 188V187H64ZM185 188V189H186ZM216 188V187H215ZM222 188V186H221ZM220 188V189H221ZM113 189V188H112ZM219 189V188H218ZM26 190V189H25ZM37 190V189H35ZM68 190V189H67ZM66 190V191H67ZM70 190V189H69ZM73 190V189H72ZM222 190V189H221ZM86 191V192H85ZM88 191H91L88 190ZM93 191V190H92ZM92 191L90 193H92ZM115 191V190H114ZM131 191V190H130ZM204 191L203 194H201L202 192ZM217 193L213 194L212 195H218L220 191L216 190ZM261 191V190H260ZM68 192V191H67ZM73 192V191H72ZM111 192V191H110ZM119 192H116V193H113V194H117ZM187 193V192H186ZM197 193V194H196ZM222 193V192H220ZM74 194V193H73ZM76 194V192H75ZM109 194V192H108ZM261 194V193H260ZM106 195V194H105ZM180 195V194H179ZM182 195V194H181ZM188 195V193H187ZM186 195V196H187ZM91 196V195H90ZM185 196V195H184ZM185 196V197H186ZM203 196V197H202ZM107 197V195H106ZM259 197V196H257ZM31 198V197H30ZM108 198V197H107ZM211 198V197H210ZM256 198V197H255ZM88 199V200H87ZM124 199V198H123ZM194 199V200H195ZM209 199V198H208ZM220 199V198H219ZM219 199L217 200V198L215 197L213 200L209 201L207 203L206 206H202V213H206L212 209V207H215L218 203L220 202ZM261 199V198H259ZM66 200V199H65ZM68 200V199H67ZM113 200V198H112ZM207 200V199H206ZM60 201V200H59ZM185 201V200H184ZM262 201V200H261ZM89 202V201H88ZM87 202V203H88ZM169 202H171L169 200ZM173 202V200H172ZM198 202V201H197ZM207 202V201H206ZM253 202V201H252ZM114 203V202H112ZM184 203V202H183ZM196 203V202H195ZM255 203V202H254ZM52 204V203H51ZM54 204V203H53ZM214 204H216L214 206ZM37 205V204H36ZM60 205V204H59ZM174 206V203L172 204ZM171 205V206H172ZM219 205V203H218ZM116 206V205H115ZM38 207V206H37ZM40 207V206H39ZM86 207V206H85ZM89 207V206H88ZM169 207V206H168ZM167 207V208H168ZM245 207V206H244ZM84 208V206H83ZM199 209L201 208L198 207ZM78 209V210H77ZM85 209V208H84ZM214 209V208H213ZM212 209V210H213ZM191 210V209H190ZM216 210V209H215ZM182 211V210H180ZM196 212V210H194ZM194 211H190L191 213H194ZM243 211V210H242ZM168 212V213H167ZM188 212V211H186ZM228 212V211H227ZM190 213V214H191ZM199 213V212H198ZM212 212H210L211 214ZM62 214V215H61ZM155 216H154V215ZM189 213H185V215L188 217ZM196 214V213H195ZM194 214V216H195ZM83 215V214H82ZM153 215V216H152ZM198 215V214H197ZM225 215V214H224ZM232 215V214H231ZM230 215V216H231ZM74 216V215H73ZM155 217L156 218V223L153 225L152 222V217ZM184 216V215H182ZM181 216V217H182ZM208 216V215H207ZM207 216L205 219H207ZM85 217V216H84ZM93 217V216H92ZM222 217V216H221ZM80 218V217H79ZM151 218V220H150ZM168 218V219H167ZM184 218V217H183ZM193 218V217H192ZM202 218V217H201ZM209 218V216H208ZM84 219V218H83ZM102 219V218H101ZM167 219V220H166ZM186 219V218H185ZM211 219V218H210ZM90 220V219H89ZM118 220V219H117ZM178 220V219H177ZM233 220V219H232ZM84 221V220H83ZM87 221V220H85ZM154 221V220H153ZM192 221V220H191ZM212 221V220H211ZM228 221V220H227ZM185 222V221H184ZM205 222V221H204ZM204 222L202 224H204ZM207 222H209L207 220ZM84 223V222H83ZM119 223V222H118ZM245 223V222H244ZM94 224V223H93ZM92 224V226H93ZM138 224V225H137ZM214 224V223H213ZM90 225V223H89ZM174 225V224H173ZM249 225V224H248ZM59 226V225H58ZM237 226V225H236ZM235 226V227H236ZM245 226V225H244ZM88 223L85 222L84 224V227L82 228L83 230L87 229L88 230ZM202 227V226H201ZM212 227V226H211ZM210 227V229H212ZM214 227V226H213ZM221 227V226H220ZM232 227V226H231ZM234 227V226H233ZM247 227V226H246ZM91 228V227H90ZM89 228V229H90ZM140 228V229H141ZM167 228V227H166ZM92 229V228H91ZM100 229V228H99ZM209 229V227H208ZM215 229V227H214ZM223 229V228H222ZM108 230V229H107ZM161 230V229H160ZM182 230V229H181ZM180 230V231H181ZM205 230V229H204ZM167 230H165V233H166ZM169 231V230H168ZM200 231V230H199ZM199 231H196V232H199ZM203 231V229H202ZM201 231V232H202ZM207 231V230H206ZM213 231V230H211ZM88 233H90L89 231H87ZM86 232V233H87ZM107 232V231H106ZM114 232V231H113ZM205 232V231H204ZM215 232V230L213 231ZM217 232V231H216ZM55 233V234H54ZM59 233V232H58ZM124 233V232H123ZM164 233V234H165ZM171 233V232H169ZM207 233V232H206ZM62 234V233H61ZM98 234V233H97ZM190 234V232H189ZM187 230L186 232H184L183 234H179L177 236L174 235V237H172L173 235H171V238L173 239V242H172V246H176L174 249H176L178 252H177V261L176 264H189V262H191V256L196 254L197 252H201V251H198L200 248H202L203 246H205L203 243H199L198 245L194 246L192 249H188L186 248V246L184 245H187L189 244V247H190V244L191 243H188L189 241L193 242L194 237L196 236L194 233L193 234H190L189 235ZM202 234V233H201ZM88 235V234H87ZM161 236V235H160ZM163 236V235H162ZM100 237V236H99ZM198 237V236H197ZM170 238V237H169ZM130 239V237L128 238V240ZM120 240V239H119ZM122 240V239H121ZM127 240V239H125ZM144 240V241H146ZM131 241V240H130ZM134 241V240H133ZM168 241V240H167ZM224 241V240H223ZM257 241V240H256ZM121 242V241H120ZM156 242V243H157ZM164 242V241H163ZM214 242V241H213ZM121 244V248L128 246L129 249H131L130 247H132L133 245L128 242V241H122ZM165 243V242H164ZM216 243V242H215ZM220 242H218L219 244ZM221 243H223L221 241ZM220 245H213L212 248L213 249V255H214V259H220V258H226L228 255L231 254V252H233V244L234 243H225L224 241V244H221ZM132 245V246H129V245ZM163 244V243H162ZM120 245V244H119ZM141 245V244H140ZM143 245V244H142ZM153 246V244H152ZM164 246V245H163ZM62 247V246H61ZM86 247V246H85ZM84 247V248H85ZM89 247V246H88ZM127 247V248H128ZM136 247H137V244H136ZM151 247V246H150ZM155 247V246H154ZM184 247V248H183ZM80 248V247H79ZM92 247H90L91 249ZM96 248V247H95ZM122 249V250H125ZM126 248V249H127ZM147 248V247H146ZM164 248V247H163ZM167 248H170L167 247ZM208 248V247H207ZM78 249V248H77ZM75 249V250H77ZM89 249V250H90ZM112 249V248H111ZM127 249V250H129ZM133 249V247H132ZM239 249V248H238ZM88 250V249H87ZM173 250V249H172ZM246 250V249H245ZM245 250H242L243 254L244 255V251ZM60 251H63V253H61ZM74 251V250H73ZM96 251V250H95ZM237 251V250H236ZM71 254H70V253ZM80 253V251L77 250V253ZM91 252V251H90ZM97 252V251H96ZM105 252V251H104ZM116 252V251H115ZM120 252H121V249H120ZM124 252V251H123ZM135 252V251H134ZM176 252V251H175ZM75 253V252H74ZM73 253V254H74ZM87 253V252H86ZM95 253V252H94ZM125 253V252H124ZM132 253V252H131ZM136 253V252H135ZM197 253V254H198ZM204 253V252H203ZM211 253V252H210ZM257 253V252H256ZM260 253V252H259ZM76 254V253H75ZM83 254V252H82ZM88 254V253H87ZM86 254V255H87ZM93 254V253H91ZM102 254V253H101ZM122 254V253H121ZM207 254V253H206ZM205 254V255H206ZM212 254V253H211ZM235 254V253H234ZM79 255V254H78ZM113 255V254H112ZM203 255V256H205ZM213 255H210L208 254V256H213ZM259 255V254H258ZM111 256V255H110ZM130 256V255H129ZM196 256V255H195ZM194 256V257H195ZM200 256V255H199ZM235 256V255H234ZM237 257H239V254L237 255ZM253 256V255H252ZM81 257V256H80ZM87 257V256H86ZM94 257V256H93ZM102 257V256H101ZM100 257V258H101ZM207 257V256H206ZM208 257V258H209ZM236 257V258H237ZM91 258V257H89ZM99 258V259H100ZM131 258V257H130ZM170 258V257H169ZM175 258V257H174ZM205 258V257H204ZM203 258V259H204ZM212 258V257H211ZM235 257H231L230 259H234ZM235 258V259H236ZM85 259V258H84ZM88 259V257H87ZM202 259V260H203ZM234 259V260H235ZM263 259V258H262ZM115 260V258H114ZM113 260V261H114ZM172 260V259H171ZM194 260V259H193ZM197 260V259H196ZM195 260V261H196ZM228 260H229V257H228ZM170 261V260H169ZM194 261V262H195ZM227 261V260H226ZM233 261V260H232ZM193 262V261H192ZM205 263H212V264H216L215 261H213L211 259V261H209V259L207 260H204ZM234 262V261H233ZM262 262V261H261ZM143 263V262H142ZM166 263V262H165ZM170 263V262H169ZM219 263V262H218ZM217 263V264H218ZM222 263V261H221ZM121 264V263H120ZM123 264V263H122ZM163 264V263H162ZM167 264V263H166ZM172 264V263H171ZM193 264V263H191ZM201 264V263H199ZM220 264V263H219ZM222 264H227L225 262V259H224V263Z\"/></svg>",
  "mask_w": 264,
  "mask_h": 264
}]
</instances>
